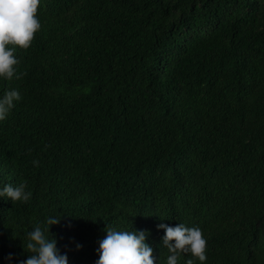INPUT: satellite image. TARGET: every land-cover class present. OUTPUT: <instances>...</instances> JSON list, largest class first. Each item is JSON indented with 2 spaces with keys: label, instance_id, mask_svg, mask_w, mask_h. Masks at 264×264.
<instances>
[{
  "label": "trees",
  "instance_id": "1",
  "mask_svg": "<svg viewBox=\"0 0 264 264\" xmlns=\"http://www.w3.org/2000/svg\"><path fill=\"white\" fill-rule=\"evenodd\" d=\"M37 15L22 75L0 77L22 93L0 120V186L33 193L0 197V264L32 255L50 215L70 264H96L107 224L149 230L167 264L162 221L203 229L195 264H264V0H41Z\"/></svg>",
  "mask_w": 264,
  "mask_h": 264
},
{
  "label": "clouds",
  "instance_id": "2",
  "mask_svg": "<svg viewBox=\"0 0 264 264\" xmlns=\"http://www.w3.org/2000/svg\"><path fill=\"white\" fill-rule=\"evenodd\" d=\"M41 0H0V77L13 79L22 73L17 71L19 60L16 55V45L28 48L37 32L41 28L38 8ZM12 45V46H9ZM22 99L18 88L6 89L0 95V120L8 117L16 102ZM33 163L39 165V159ZM33 193L28 188V181L19 183H5L0 186V197L5 200L29 201ZM61 216L50 215L46 218V226L36 224L26 233L27 242L24 247L32 253L26 260L19 264H70L67 252H62L58 247V240L51 232L53 224L60 223ZM164 229L162 242L170 251L167 264H178L182 253L191 252L192 257L187 264H195V259L207 261V238L204 231L197 225L189 226L180 222L172 225L165 221L157 225ZM49 229L51 235H49ZM106 236L99 241L96 251L99 258L96 264H159V259L154 254V247L148 240L149 230L145 229H118L106 225ZM175 238V239H174ZM78 247H83L78 244ZM14 253H8L9 261Z\"/></svg>",
  "mask_w": 264,
  "mask_h": 264
}]
</instances>
